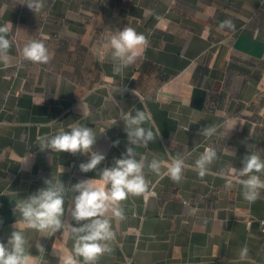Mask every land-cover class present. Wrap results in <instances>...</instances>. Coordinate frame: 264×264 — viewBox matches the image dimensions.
Returning <instances> with one entry per match:
<instances>
[{
    "label": "crops",
    "instance_id": "crops-1",
    "mask_svg": "<svg viewBox=\"0 0 264 264\" xmlns=\"http://www.w3.org/2000/svg\"><path fill=\"white\" fill-rule=\"evenodd\" d=\"M23 3L0 0V25L12 24V63H0V241L20 231L33 264H60L67 255L84 264L70 231L71 186L99 178L126 151L121 118L134 107L151 117L144 127L160 131L135 148L137 159L180 156L188 167L179 183L163 175L166 167L160 176L145 167L147 189L121 202L125 219H111L113 250L95 264H264V190L249 203L241 186H226L248 152L264 150V0H45L36 14ZM223 21L232 27L221 28ZM125 26L149 44L115 73L101 59V34ZM32 39L45 42L48 64L20 57ZM73 123L93 128V150L106 157L97 170H79L85 155L39 149L38 137ZM213 125V137L199 134ZM208 147L218 159L200 177L193 168ZM51 178L66 186L65 226L55 234L28 227L14 211Z\"/></svg>",
    "mask_w": 264,
    "mask_h": 264
},
{
    "label": "clouds",
    "instance_id": "clouds-1",
    "mask_svg": "<svg viewBox=\"0 0 264 264\" xmlns=\"http://www.w3.org/2000/svg\"><path fill=\"white\" fill-rule=\"evenodd\" d=\"M25 5L36 13L45 7V0H24ZM232 27L231 21H223L221 28ZM12 24L9 22L0 25V63L9 67L12 58L9 50L12 41L9 34ZM149 44L148 38L138 33L136 29L125 26L123 29L105 28L101 34V59H108L113 65L115 73H121L125 68L134 64L141 56L142 50ZM23 60L34 64H48L52 59L42 39H32L24 44L19 53ZM126 87H119L117 92L123 94ZM80 110L81 104L79 105ZM134 113V114H133ZM124 122V131L127 135L128 145L121 157L114 159L111 167H105L99 171V178L80 180L71 186L75 193L70 205V214L76 222L70 231L75 239L74 252L82 257L84 264H95L100 256L111 253L110 242L115 240V232L112 230L111 219L124 220V209L121 202L129 195H140L148 187L144 169L149 168L160 176L161 168L166 167L167 175L173 182L179 183L183 179V171L188 165L185 158L177 156L170 162H164L153 158L146 163L143 155L137 159L136 147L146 146L149 142L160 136V131L155 133L151 127L143 125L150 121L151 117L144 111L130 109L121 118ZM117 121H113L115 125ZM68 131L61 129L58 134L48 137H38V147L41 151L80 154L88 157L86 162L79 164V170L87 173L97 170L105 160V155L94 151L96 134L93 128L79 123L70 124ZM234 127L226 129L221 135H229ZM187 131V129H186ZM218 132L217 126H206L201 129L200 135L211 138ZM114 146L119 141H114ZM218 159L217 151L208 147L195 161L193 170L204 177L209 167ZM242 167H233L227 178L226 186L231 188L234 184L242 187V196L249 203H254L261 197L264 190V150L248 152L241 160ZM45 187L19 200L14 209L18 210L28 227L40 232L50 231L55 234L64 225L66 186L61 180L45 179ZM195 211V209L193 210ZM25 237L20 231H12L7 242L0 241V264H33L32 257L25 248ZM55 246V245H54ZM41 250H43L41 248ZM248 247L240 249L239 256L243 260L248 255ZM60 264H78L72 255L61 257Z\"/></svg>",
    "mask_w": 264,
    "mask_h": 264
},
{
    "label": "built area",
    "instance_id": "built-area-1",
    "mask_svg": "<svg viewBox=\"0 0 264 264\" xmlns=\"http://www.w3.org/2000/svg\"><path fill=\"white\" fill-rule=\"evenodd\" d=\"M258 229L261 233H264V215L258 219Z\"/></svg>",
    "mask_w": 264,
    "mask_h": 264
}]
</instances>
